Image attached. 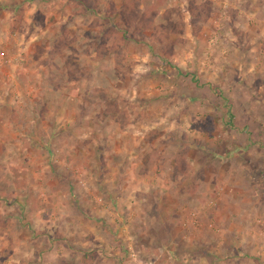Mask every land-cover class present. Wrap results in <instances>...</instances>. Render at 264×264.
Segmentation results:
<instances>
[{"label": "rangeland", "instance_id": "374dc122", "mask_svg": "<svg viewBox=\"0 0 264 264\" xmlns=\"http://www.w3.org/2000/svg\"><path fill=\"white\" fill-rule=\"evenodd\" d=\"M122 5L0 0V264L100 225L128 264L173 235L264 264V0H167L149 30Z\"/></svg>", "mask_w": 264, "mask_h": 264}, {"label": "crops", "instance_id": "0c3cea01", "mask_svg": "<svg viewBox=\"0 0 264 264\" xmlns=\"http://www.w3.org/2000/svg\"><path fill=\"white\" fill-rule=\"evenodd\" d=\"M178 197H183L180 195H176ZM140 197V196H139ZM139 197H135L134 201H137L138 199H140ZM181 199V198H180ZM183 199V198H182ZM200 200H202L201 197H199ZM142 200V199H141ZM158 202H154L156 205H158V207H160L162 205V203L159 202V198H157ZM186 200V199H184ZM189 201V200H188ZM187 201V202H188ZM172 206L171 210L169 208L170 211H166L164 214H160L159 218L162 219V221L165 223H167V226L171 223V225L175 222L181 223L180 219L184 218L183 215H181L180 219H178V212H177V206ZM211 208V206H210ZM150 212H145V218L147 219L148 217H150ZM207 214H204L205 219L206 217L209 220V217L206 216ZM203 216V217H204ZM144 219V218H143ZM112 229H114V226H111L110 228L108 227H103V226H98V228H92L89 230H82L81 232V236L83 237V242H79L76 243L74 245H82L83 248H81L82 250H84V254L81 255H77L80 252V248H76V246H66L68 253L66 254V258L64 259H60V258H56V262H53L52 264H128V262H125L124 258L122 257H118L117 255H121V248L122 247L121 243H107L105 241V238L103 237L104 235L108 234V232H110ZM115 234H117L118 229L113 231ZM120 234V232H119ZM123 233L121 232V235ZM170 235H172L173 233H169ZM214 234V233H213ZM214 238L217 237L219 234H214ZM119 237H121L119 235ZM228 237V236H226ZM172 241L170 242V244H168L169 246H166L165 248H163V251H168L170 254L171 259L169 261H166V263H161V264H212V262L215 260V258H217L215 255L217 254V252L222 251L221 249H219V247L221 246L222 243H214L213 247L210 245L209 249H212L213 252H211L212 254H209L210 257L213 256V259H211L210 257L207 258L204 256L203 259H199L197 258L198 256H196V254H191L189 253L190 251L192 253H197V252H202L207 248H201V246H199V244L193 242V241H189L191 238H187L186 236L183 237L184 240L181 239H175V236H171ZM196 240V239H195ZM198 240V238H197ZM196 240V241H197ZM245 243V240L243 241V244ZM151 244V243H150ZM202 245V244H200ZM246 245V244H245ZM154 246V245H153ZM80 247V246H78ZM156 248H158L157 246H155ZM231 249H234L233 247H230ZM229 248V249H230ZM155 249V248H154ZM159 249H162L161 247ZM187 252V253H185ZM182 253V255H181ZM202 255V254H200ZM118 257V258H117ZM211 259V260H209ZM218 259V258H217Z\"/></svg>", "mask_w": 264, "mask_h": 264}, {"label": "trees", "instance_id": "16d2710c", "mask_svg": "<svg viewBox=\"0 0 264 264\" xmlns=\"http://www.w3.org/2000/svg\"><path fill=\"white\" fill-rule=\"evenodd\" d=\"M71 1L74 3L81 2L84 5H86V7L93 6V0H71ZM166 1L167 0H123L122 6L130 16L134 14V18H136L137 12L135 14V10L138 9L136 8V6H138V3H142L144 9L142 11H139L140 14L137 17L138 20H136L138 21L136 27L141 30L142 29L149 30L155 27V20L160 13V8L163 5H165ZM109 8L113 16L118 15L119 10L115 5L111 4L109 5ZM14 9H19V6H15Z\"/></svg>", "mask_w": 264, "mask_h": 264}, {"label": "built area", "instance_id": "2783aa9c", "mask_svg": "<svg viewBox=\"0 0 264 264\" xmlns=\"http://www.w3.org/2000/svg\"><path fill=\"white\" fill-rule=\"evenodd\" d=\"M3 66V59H0V68ZM149 264V263H146Z\"/></svg>", "mask_w": 264, "mask_h": 264}]
</instances>
